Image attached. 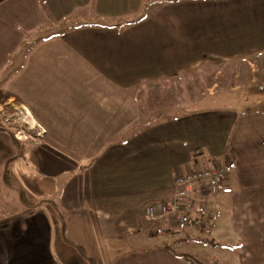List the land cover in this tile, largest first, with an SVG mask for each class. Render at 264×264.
<instances>
[{
  "label": "crops",
  "instance_id": "0c3cea01",
  "mask_svg": "<svg viewBox=\"0 0 264 264\" xmlns=\"http://www.w3.org/2000/svg\"><path fill=\"white\" fill-rule=\"evenodd\" d=\"M151 1L0 0V77L29 122L53 137L20 142L10 188L3 172L17 147L0 130V264H89L87 258L193 264L158 244L163 233L148 237L146 208L174 196L178 173L230 161L235 169L227 185L201 197L207 217L154 225L169 224L164 233L179 242L181 251L172 248L178 254L216 253L231 264H264V99L160 115L132 131L145 116L138 90L164 76L157 74L163 64L141 65L133 47L109 48L102 38L111 30L102 26L39 37L74 14L93 20L90 8L101 20L139 12ZM262 16L246 17L242 29L231 31V40L239 34L251 40L231 59L264 52ZM19 190L33 202L53 200L60 212L50 203L24 206Z\"/></svg>",
  "mask_w": 264,
  "mask_h": 264
},
{
  "label": "rangeland",
  "instance_id": "374dc122",
  "mask_svg": "<svg viewBox=\"0 0 264 264\" xmlns=\"http://www.w3.org/2000/svg\"><path fill=\"white\" fill-rule=\"evenodd\" d=\"M195 1L142 2L139 12L108 16L101 20L90 8L88 12L93 20L89 17L77 18L74 14L70 22H60L56 27L42 31L39 37L102 26L111 30L110 35L102 38V43L109 48L120 45L133 47L138 51L135 58L141 65L151 60L163 64L164 69L157 70V74L164 76L149 79L148 85H141L138 90L141 115L145 116L140 118L139 126L132 131L152 124L160 115L165 117L199 109L216 110L229 104L247 103V106H252L255 105L253 101L263 100L264 52L252 55L240 53L231 59V52L236 50L239 53V49L251 41L245 34L231 40V31L242 29L241 21L246 17L264 15V0ZM89 39L86 38V41ZM78 43L83 45L80 41ZM3 82L4 75L0 77V127L15 132L20 141L29 144L52 140L53 137L44 134L46 131L29 122L19 101L9 98L11 94ZM10 204L14 205L13 200ZM147 220L149 233H163L158 244L161 242L181 251L179 242L168 240L164 233L169 224L154 225L161 220ZM189 246L192 248L194 245ZM215 254L191 255L193 264L234 262H223Z\"/></svg>",
  "mask_w": 264,
  "mask_h": 264
},
{
  "label": "built area",
  "instance_id": "2783aa9c",
  "mask_svg": "<svg viewBox=\"0 0 264 264\" xmlns=\"http://www.w3.org/2000/svg\"><path fill=\"white\" fill-rule=\"evenodd\" d=\"M234 162L215 163L212 167L178 173L175 178L174 196L146 208L151 220L174 219L179 225L201 221L208 216V210L201 197L216 195L224 188L233 171Z\"/></svg>",
  "mask_w": 264,
  "mask_h": 264
},
{
  "label": "trees",
  "instance_id": "16d2710c",
  "mask_svg": "<svg viewBox=\"0 0 264 264\" xmlns=\"http://www.w3.org/2000/svg\"><path fill=\"white\" fill-rule=\"evenodd\" d=\"M0 130L8 132L11 135L12 140H13L14 144H16V147H17V154L13 158H11L9 161L6 162L5 167H4V172H3V178L5 181V184L10 188H15L11 184V181H10V166L14 161H16L20 157V155L22 153V147L20 146L21 141L16 137L15 132H13L7 128H4V127H0ZM19 192H20L21 203L26 207H38V206L43 205L44 203H50V204H52V206L55 208L56 211L60 212L58 204L56 202H54L53 200H42L39 202H33L27 197V195L25 194L24 191L19 190ZM157 236H158V233H152V234L148 235L149 238H154ZM204 242L211 244V242H209V241H204ZM68 243L72 246H75L80 251H82V249L80 247H77L72 242L68 241ZM211 245L215 246L216 244L213 243ZM169 250L172 251L176 256L182 257V258L186 259L187 261L194 263L193 256L187 255V254H178L172 248ZM87 259H88L89 264H99L96 258H87Z\"/></svg>",
  "mask_w": 264,
  "mask_h": 264
},
{
  "label": "bare ground",
  "instance_id": "6f19581e",
  "mask_svg": "<svg viewBox=\"0 0 264 264\" xmlns=\"http://www.w3.org/2000/svg\"><path fill=\"white\" fill-rule=\"evenodd\" d=\"M24 136V135H23ZM20 138H22L21 136H20Z\"/></svg>",
  "mask_w": 264,
  "mask_h": 264
}]
</instances>
